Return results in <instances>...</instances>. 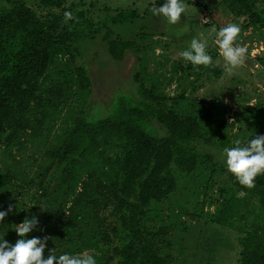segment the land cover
<instances>
[{"label": "trees", "instance_id": "obj_1", "mask_svg": "<svg viewBox=\"0 0 264 264\" xmlns=\"http://www.w3.org/2000/svg\"><path fill=\"white\" fill-rule=\"evenodd\" d=\"M34 1L60 12L40 17L23 0L0 11V211L14 206L0 222V240L14 245L21 238L16 226L35 216L37 227L26 238L49 237L44 258L50 251L58 257L92 250L96 264H169L161 248L170 230L149 221L150 204L175 191L176 173L191 174L207 161L196 151L203 136L199 113L177 112L173 97L143 82L138 103L121 95L104 115L72 110L91 88L86 67L76 65V39L104 28L102 49L118 63L136 43L115 36L107 23H128L140 14L125 9L96 23L73 17L64 25L67 9L60 0ZM219 3L235 17H247L242 29L264 34V0ZM217 57L213 52V66H196L193 83L203 72L221 76ZM251 99L235 98L237 120L248 129L241 146L264 135V103L248 105ZM220 169L234 192L207 219L242 234L238 264H264V175L248 189L226 165Z\"/></svg>", "mask_w": 264, "mask_h": 264}, {"label": "rangeland", "instance_id": "obj_2", "mask_svg": "<svg viewBox=\"0 0 264 264\" xmlns=\"http://www.w3.org/2000/svg\"><path fill=\"white\" fill-rule=\"evenodd\" d=\"M23 1L40 17L48 12H60V8L41 7L34 0ZM14 2L16 0H0V11ZM60 2L80 23H96L119 10L135 9L139 12L140 17L128 23H107L115 36L133 39L136 43V47L127 51L118 63L111 61L102 49L104 28L83 31L76 39V65L86 67L91 88L86 100L76 102L78 104L71 109L78 111L82 108L92 115L98 112L104 115L121 95L130 96L138 103L142 99L138 93L139 82L152 87L157 94L173 97V106L179 113L195 109L203 131L202 138L195 142L196 151L207 155L208 159L191 174L176 173L175 191L150 204L149 221L154 226H166L170 230L161 248L163 255L168 254L169 264H238L241 249L238 239L242 234L210 222L207 215L218 212L223 200L230 199L234 192L220 169L226 165L224 149L234 147L235 141L248 134L245 125L237 120L239 106L235 98L249 95L252 98L250 105L264 103V72L258 63V60H264V34L252 27L242 29L247 17L233 16L219 0H183L188 12L182 14L180 22L175 25L152 14L151 0ZM163 2L156 0V5L162 6ZM67 21L64 18L62 23L65 25ZM229 23H235L241 29L237 44L248 49L245 64L231 75L223 71L217 79L203 72L202 77L193 83L199 70L185 61L180 53L188 49L195 38L208 41L207 52L212 57L213 52H219L213 29L218 32ZM214 63L222 66L223 58L215 59ZM257 73L263 75L262 79ZM254 114L255 118H252L257 120L260 115ZM150 125L157 132H163L155 122ZM32 144L36 143H28L27 147ZM29 153L32 151L27 149L26 155ZM238 196L237 199L244 204V195ZM39 202L41 207L44 198L39 197ZM92 252L81 251L73 256Z\"/></svg>", "mask_w": 264, "mask_h": 264}, {"label": "clouds", "instance_id": "obj_3", "mask_svg": "<svg viewBox=\"0 0 264 264\" xmlns=\"http://www.w3.org/2000/svg\"><path fill=\"white\" fill-rule=\"evenodd\" d=\"M151 11L154 16L166 19L168 24L175 25L180 22L182 14L188 12V7L183 0H164L162 6L156 5V0H151ZM65 21L73 18L71 12L64 13ZM216 33L214 43L218 46L219 55L223 58V70L231 75L245 64L248 49L237 44L241 29L235 23H229ZM208 41L193 38L188 49L182 51L180 56L193 66H213V59L207 52ZM234 147L225 148L226 166L240 185L251 189L255 187V179L258 175H264V135L249 139L243 146L241 141H235ZM14 206L8 205L4 211H0V222H3ZM38 224L37 217L26 218L16 226L15 231L20 239L15 244L7 240H0V264H96L93 256L84 254L72 256L51 254L44 258V250L49 237L45 236L26 238Z\"/></svg>", "mask_w": 264, "mask_h": 264}, {"label": "crops", "instance_id": "obj_4", "mask_svg": "<svg viewBox=\"0 0 264 264\" xmlns=\"http://www.w3.org/2000/svg\"><path fill=\"white\" fill-rule=\"evenodd\" d=\"M248 28H249V27H248ZM261 45L263 46V42H262V40H261ZM217 51H218V49H217ZM217 54H218V57L216 58V60H222V57L219 55V52H217ZM258 63H259V64L261 63V64H260V67H261V69H263L262 72H264V60H261V61H259ZM222 65H223V64H222ZM249 72H250V71H249ZM257 74H258V73H257ZM260 75H261V74H258L257 76H258V77H261V79H262L263 75H261V76H260ZM263 78H264V77H263ZM249 103H250V101H249L247 104L250 105Z\"/></svg>", "mask_w": 264, "mask_h": 264}]
</instances>
